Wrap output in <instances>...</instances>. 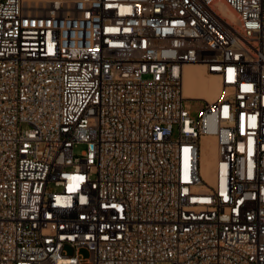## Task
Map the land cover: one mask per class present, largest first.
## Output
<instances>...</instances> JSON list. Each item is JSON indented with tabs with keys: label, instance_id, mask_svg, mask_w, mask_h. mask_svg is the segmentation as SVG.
Here are the masks:
<instances>
[{
	"label": "built area",
	"instance_id": "2783aa9c",
	"mask_svg": "<svg viewBox=\"0 0 264 264\" xmlns=\"http://www.w3.org/2000/svg\"><path fill=\"white\" fill-rule=\"evenodd\" d=\"M86 263L264 264V0H0V264Z\"/></svg>",
	"mask_w": 264,
	"mask_h": 264
},
{
	"label": "bare ground",
	"instance_id": "6f19581e",
	"mask_svg": "<svg viewBox=\"0 0 264 264\" xmlns=\"http://www.w3.org/2000/svg\"><path fill=\"white\" fill-rule=\"evenodd\" d=\"M219 11L229 19H234L232 10L220 2L214 4ZM183 95L191 98L213 100L220 91V84L215 75L207 74L200 64H188L184 68L182 80ZM218 156L213 137L201 138V174L208 182L212 180L213 164Z\"/></svg>",
	"mask_w": 264,
	"mask_h": 264
},
{
	"label": "rangeland",
	"instance_id": "374dc122",
	"mask_svg": "<svg viewBox=\"0 0 264 264\" xmlns=\"http://www.w3.org/2000/svg\"><path fill=\"white\" fill-rule=\"evenodd\" d=\"M184 104L187 107V110L189 111L190 115L194 118H197L200 110L203 107L204 101H202L200 99H186V100H184ZM84 150H85V145L83 143H75L73 146V151L76 155H79ZM66 252L68 254H71V249L66 248ZM79 254L84 259H87L89 256V253L85 248H80ZM86 264H88V263H86Z\"/></svg>",
	"mask_w": 264,
	"mask_h": 264
}]
</instances>
